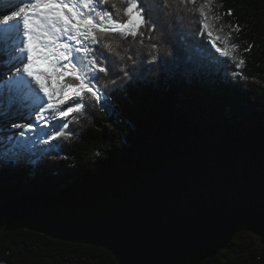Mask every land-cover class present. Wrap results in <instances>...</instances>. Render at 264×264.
I'll return each instance as SVG.
<instances>
[{
    "label": "trees",
    "instance_id": "16d2710c",
    "mask_svg": "<svg viewBox=\"0 0 264 264\" xmlns=\"http://www.w3.org/2000/svg\"><path fill=\"white\" fill-rule=\"evenodd\" d=\"M113 2L122 10L119 15L111 8ZM203 2L185 6L178 0H141L150 9L140 29L143 35L108 38L115 52L105 48L103 41L91 45L89 57L95 56L108 69L97 70L98 79L93 81L99 98L86 92L82 112L42 120L0 143V205L26 194L81 184L111 152L128 148L140 133L166 119L264 124V0H212V15L220 17L217 24L211 21L214 34L221 35L223 25L234 29L229 44L239 46L231 52L235 61L218 53L206 32L199 34L200 18L193 9ZM102 7L112 12L113 19L126 21L127 0H109ZM229 9L231 16L226 14ZM239 59L245 61L242 68L236 67ZM9 65L8 53L0 47V74ZM21 90L12 79L0 85V122L18 112L21 100L33 103ZM62 123L68 124L62 129L66 136L50 140ZM0 264L118 263L101 248L17 231L1 237ZM201 264H264V240L255 241L242 232L227 250Z\"/></svg>",
    "mask_w": 264,
    "mask_h": 264
},
{
    "label": "water",
    "instance_id": "95a60500",
    "mask_svg": "<svg viewBox=\"0 0 264 264\" xmlns=\"http://www.w3.org/2000/svg\"><path fill=\"white\" fill-rule=\"evenodd\" d=\"M30 231L118 264H201L246 232L264 240V124L171 118L81 184L0 205V239Z\"/></svg>",
    "mask_w": 264,
    "mask_h": 264
},
{
    "label": "snow or ice",
    "instance_id": "6c2138e0",
    "mask_svg": "<svg viewBox=\"0 0 264 264\" xmlns=\"http://www.w3.org/2000/svg\"><path fill=\"white\" fill-rule=\"evenodd\" d=\"M6 3L10 6L6 7ZM108 3L109 0H0V36L14 34L18 42L16 51L19 56L15 63L22 67L16 68L17 78L34 89L33 111L53 119L82 112L86 107L83 101L86 92L96 98L100 96L93 84L98 79L97 70L108 71L95 56L89 57L94 50L90 46L103 41L105 48L115 52L108 38L115 35L121 38L143 35L140 29L147 23L145 13L150 9L143 7L141 0H127V7L123 9L127 19L123 22L113 19L112 12L102 7ZM178 3L196 5L197 0H178ZM211 4L212 0H204L198 8L193 9L200 18L199 34L203 36L206 32L212 47L222 56L235 61L229 49L239 46L229 44L230 34H214L211 21L220 17L212 15ZM111 8L117 15L122 11L115 2L111 3ZM226 14L231 16L232 10L229 9ZM235 30L239 31L238 24ZM250 48L251 45L245 51ZM244 65L245 61L239 59L236 67L242 68ZM70 100L72 105L63 108ZM24 127L31 129L33 124ZM67 127V123L58 125L49 139L65 137L62 129ZM20 135L24 136V132Z\"/></svg>",
    "mask_w": 264,
    "mask_h": 264
},
{
    "label": "rangeland",
    "instance_id": "374dc122",
    "mask_svg": "<svg viewBox=\"0 0 264 264\" xmlns=\"http://www.w3.org/2000/svg\"><path fill=\"white\" fill-rule=\"evenodd\" d=\"M216 2V0H213ZM6 7L10 6L6 3ZM216 6L220 8V6L216 3ZM217 24L216 20H213ZM222 36H228L230 34V39L234 38V29L231 26L223 25L221 27ZM0 43H1V49L5 50L8 53V58L10 61V65L7 68V70L0 74V85H3L5 81H8L10 79L14 80L21 88L24 90H27L28 92H25L24 90H21L23 95L25 97L33 98L34 89L32 87L27 86L26 84L20 82L17 78V72L16 68L18 66L17 63H15L16 58L19 56V52L16 51L17 48V41L15 39L14 34L13 35H4L0 36ZM223 46V45H222ZM231 52H236V49H229ZM22 67V66H21ZM30 79V78H28ZM45 83H48L45 81ZM56 85L53 83V87ZM41 96H43V93H40ZM32 96V97H31ZM46 99V97H45ZM77 99V98H73ZM72 105V101L70 100L65 105H63V108H67ZM34 104L31 103L28 105V102L25 100L20 101L19 110L15 114H11L9 116H6L1 122H0V143L3 144L5 142V139L10 138V136L16 132L17 130L24 129L25 123L33 124V125H40L42 120L50 119L52 118L49 115H41L38 111H33ZM114 117V116H113ZM63 119V118H62ZM16 125H20V127H16ZM57 130V129H56ZM55 130V131H56ZM18 136H15L14 138H17ZM255 241L260 240L258 237L253 236L249 234Z\"/></svg>",
    "mask_w": 264,
    "mask_h": 264
}]
</instances>
